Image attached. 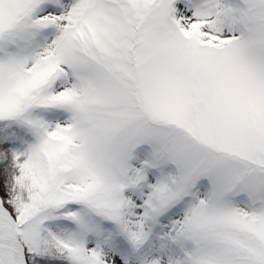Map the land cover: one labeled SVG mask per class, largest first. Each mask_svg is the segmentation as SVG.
Returning <instances> with one entry per match:
<instances>
[{
  "label": "snow or ice",
  "instance_id": "obj_1",
  "mask_svg": "<svg viewBox=\"0 0 264 264\" xmlns=\"http://www.w3.org/2000/svg\"><path fill=\"white\" fill-rule=\"evenodd\" d=\"M0 264H264V0H0Z\"/></svg>",
  "mask_w": 264,
  "mask_h": 264
}]
</instances>
